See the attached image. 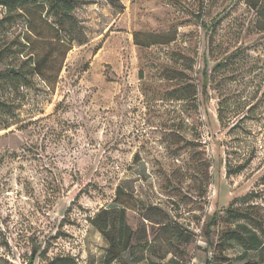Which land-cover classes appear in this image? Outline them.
<instances>
[{
	"label": "rangeland",
	"instance_id": "rangeland-1",
	"mask_svg": "<svg viewBox=\"0 0 264 264\" xmlns=\"http://www.w3.org/2000/svg\"><path fill=\"white\" fill-rule=\"evenodd\" d=\"M254 1L79 2L83 41L57 75L53 64L47 80L0 82V264H101L107 244L87 218L113 206L118 187L129 225L145 229L141 264L254 255L221 240L235 225L226 210L242 200L264 219V11ZM24 26L0 28V48L14 49ZM11 50L0 73L25 68ZM186 85L195 100L174 96Z\"/></svg>",
	"mask_w": 264,
	"mask_h": 264
},
{
	"label": "trees",
	"instance_id": "trees-1",
	"mask_svg": "<svg viewBox=\"0 0 264 264\" xmlns=\"http://www.w3.org/2000/svg\"><path fill=\"white\" fill-rule=\"evenodd\" d=\"M79 2H87V0H0V7L4 9V15L0 17V28L16 19H21L25 23L26 31L16 42L14 49H8L7 46L0 48V58L4 52L11 50L23 58L21 64L25 68L15 73L7 69L0 73V82L6 81L14 85L18 83L20 77L27 80L32 76L47 80L46 70L53 64L58 65L57 75L72 43L80 44L83 41L76 35V19L73 14L74 7ZM111 4L114 5L112 2ZM251 7L258 15H261L264 11V0H255ZM38 44H48L50 49L44 53L37 51ZM205 76L203 89L207 84ZM189 86H178L173 91L174 96L183 100L190 98L189 94H191V99L195 100L196 89ZM240 168L238 167L237 171ZM120 196H122V190L118 187L113 206L100 209L87 220L103 236L107 244L101 264L115 262L141 264L142 261L147 260L144 254L149 246L145 229L141 226L133 228L129 225L126 215L127 205L119 199ZM245 201L242 200L241 205L226 210V217L235 225L222 232L221 240L236 242L243 250L240 259H246L250 252L254 253L242 264H264V219L255 216L252 205L243 207ZM164 258V256L161 257V260ZM51 264L78 263L73 257L64 256L55 258ZM162 264L180 263L174 258H168Z\"/></svg>",
	"mask_w": 264,
	"mask_h": 264
},
{
	"label": "water",
	"instance_id": "water-1",
	"mask_svg": "<svg viewBox=\"0 0 264 264\" xmlns=\"http://www.w3.org/2000/svg\"><path fill=\"white\" fill-rule=\"evenodd\" d=\"M10 72H11V73H15L16 71H15L13 68H11V69H10Z\"/></svg>",
	"mask_w": 264,
	"mask_h": 264
}]
</instances>
